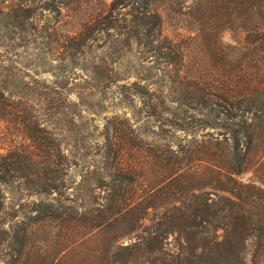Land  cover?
Masks as SVG:
<instances>
[{
	"label": "rangeland",
	"instance_id": "374dc122",
	"mask_svg": "<svg viewBox=\"0 0 264 264\" xmlns=\"http://www.w3.org/2000/svg\"><path fill=\"white\" fill-rule=\"evenodd\" d=\"M112 2L0 0V230L12 229L0 236V264H196L176 233L165 235L161 252L135 255L129 245L165 229L161 162L181 159L177 173L192 181L187 158L206 134L224 132L204 128L191 97L195 82L264 77V42H250L247 16L226 0H152L162 32L139 44L129 36V6L112 13ZM108 16L121 26L109 29ZM165 42L183 58L167 70L169 83L162 77L155 93L132 86L140 63L161 66L147 50ZM258 143L242 151L260 160L240 177L245 182L264 178V134ZM46 158L61 185L49 195L24 177ZM101 183L112 189L95 187ZM121 195L128 209L95 226ZM148 204L133 229L131 207L138 215ZM255 211L260 226L243 250L264 264V202ZM26 226L27 237L14 234Z\"/></svg>",
	"mask_w": 264,
	"mask_h": 264
},
{
	"label": "trees",
	"instance_id": "16d2710c",
	"mask_svg": "<svg viewBox=\"0 0 264 264\" xmlns=\"http://www.w3.org/2000/svg\"><path fill=\"white\" fill-rule=\"evenodd\" d=\"M126 6L130 8L129 36L132 41L143 44L144 40H151L152 36L161 34L162 16L153 8L152 0H113L112 13ZM226 8L247 16L250 26L245 25L244 29L255 35V38H249L250 42H264V0H226ZM117 19L108 16L103 23H107L109 29H114L121 26ZM145 44L148 45L147 42ZM164 49L166 51L163 52ZM147 51L154 53L152 56L159 60L161 66L148 67L140 63L139 68L135 69L132 86L155 93L158 88L163 89L162 77L167 81V70L177 66L183 58L179 48L167 42L156 48L150 47ZM200 79L195 82L194 96H191L193 105L202 117L204 128L221 129L224 132L217 136L206 134L204 137L207 139L198 143L193 150L195 152L187 158L186 165L195 168L192 181L187 180L186 183L178 175L176 169L182 164L181 159L169 158L161 162L164 173L162 190L167 195L163 203L168 205L162 215L165 229L162 233H150L140 238L129 248L135 251V255L142 249L151 253L161 252L163 240L167 239L165 235L176 233L185 249L194 253L196 264H263L256 257L249 260L243 245L260 226V221L254 218L258 214L255 209L264 202V193L260 194L264 192V186H257L255 181L264 185V178L258 175L260 166L255 168L257 179L245 182L240 177L249 170L252 161L260 164V160H251L242 151L258 146L264 134V77L235 75L221 80L219 85ZM51 164V160L46 158L42 165L31 163L33 171L24 173V177H29L38 186V193L49 195L60 191L58 172ZM123 176L128 177L125 173ZM4 181L0 173V184ZM135 182V175L129 171V185ZM95 187L112 189L110 184L104 183L96 184ZM119 199L120 205L114 209L113 215L104 216V221L95 226L110 224L112 219H117L119 214L128 209L124 206L127 198L121 195ZM150 206H144L143 212L138 215L132 213L136 206L131 207L129 214L131 212L136 221L133 229L139 226L146 208ZM10 230L3 228L0 236L8 235ZM218 230L224 234L219 235ZM14 231H17L14 234L18 237H21V233L23 237L28 233L27 226ZM24 239L20 241L21 249L27 247Z\"/></svg>",
	"mask_w": 264,
	"mask_h": 264
}]
</instances>
